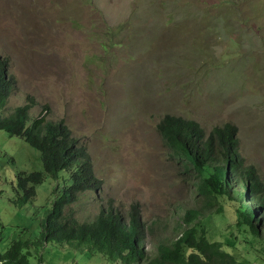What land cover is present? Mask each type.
I'll return each mask as SVG.
<instances>
[{
	"label": "rangeland",
	"instance_id": "374dc122",
	"mask_svg": "<svg viewBox=\"0 0 264 264\" xmlns=\"http://www.w3.org/2000/svg\"><path fill=\"white\" fill-rule=\"evenodd\" d=\"M0 55L17 80L6 113L31 95L32 117L48 105L49 118L87 148L104 189L66 208L82 223L138 203L148 226L170 223L149 234L158 241L177 235L182 207L219 210L220 198L198 195L170 156L158 131L168 114L207 133L236 125L240 152L264 182V0H0ZM37 170L41 152L0 129V251L25 240L35 244L31 264H124L78 242L43 243L42 219L67 175L47 176L28 204L13 202L18 173ZM208 222L211 239H242L231 211ZM237 246L250 264H264L261 246Z\"/></svg>",
	"mask_w": 264,
	"mask_h": 264
},
{
	"label": "trees",
	"instance_id": "16d2710c",
	"mask_svg": "<svg viewBox=\"0 0 264 264\" xmlns=\"http://www.w3.org/2000/svg\"><path fill=\"white\" fill-rule=\"evenodd\" d=\"M16 84V77L10 72V59L0 55V129L23 138L39 150L44 166V171L18 173L17 196L13 202L28 204L36 197V186L47 176L58 180L62 172L67 175L63 177L64 192L42 219L43 243L78 242L91 251L105 254L111 261L120 260L124 264L144 261L146 264H250L240 256L237 245L243 241L264 250V182L240 152L236 125L225 124L207 133L195 120L169 114L161 120L158 131L170 156L182 166L188 178L194 179L198 195L220 198L222 206L216 213L182 207L175 223L177 235L152 241L149 234L154 235L156 229H167L170 223L153 222L148 226L138 203L132 204L126 213L110 205L90 223H82L74 212H66L82 195L101 198L103 181L95 175L86 146L74 137L71 128L64 120L49 118L48 105H43L40 114L32 117L36 102L28 95L24 105L6 113ZM2 194L0 185V197ZM226 210L234 215L242 239L232 236L225 245L210 238L213 233L208 220ZM32 245L35 244L30 241L14 240L6 252L0 251V264H31ZM149 247L154 250L149 251Z\"/></svg>",
	"mask_w": 264,
	"mask_h": 264
}]
</instances>
